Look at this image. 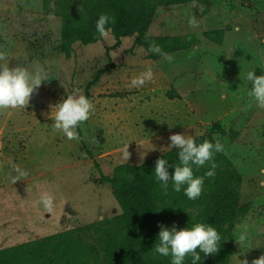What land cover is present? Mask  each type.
I'll return each instance as SVG.
<instances>
[{
    "label": "rangeland",
    "instance_id": "obj_1",
    "mask_svg": "<svg viewBox=\"0 0 264 264\" xmlns=\"http://www.w3.org/2000/svg\"><path fill=\"white\" fill-rule=\"evenodd\" d=\"M61 1L78 18L85 0H0L2 62L46 73L27 105L0 109V249L73 235L94 246L91 264H109L95 229L110 228L121 209L101 176L175 148H167L169 136L185 133L219 140L242 178L239 204L247 213L233 231L232 264L264 255V107L248 95L245 79L264 70V0H148L156 14L143 40L130 35L117 45L108 33L94 44L75 43L69 56L60 49ZM214 30L224 31L219 43L205 36ZM178 36L195 43L162 52L171 59L152 51L165 49L161 38ZM147 68L152 79L132 86ZM176 88L181 98H168ZM68 94L93 104L79 126L82 142L52 124V107ZM17 166L27 176L16 179ZM210 167L193 170L204 176ZM43 192L54 196L50 213L38 204Z\"/></svg>",
    "mask_w": 264,
    "mask_h": 264
},
{
    "label": "trees",
    "instance_id": "obj_2",
    "mask_svg": "<svg viewBox=\"0 0 264 264\" xmlns=\"http://www.w3.org/2000/svg\"><path fill=\"white\" fill-rule=\"evenodd\" d=\"M52 1L43 0V3L48 5ZM60 6V49L67 56L77 42L88 45L103 39L95 31V21L102 13L108 14L114 21L108 26V33L117 45L130 35H135L139 41L143 40L156 14L155 5L148 0H85L80 6L78 18L69 13L64 1H61ZM223 32L209 31L205 36L219 43ZM182 40V36L161 38L160 41L166 44L162 52H176L195 43L189 36L185 37V42ZM254 71L257 75L264 74L260 68ZM166 96L170 99L181 98L177 92H169ZM212 128L223 132L217 123ZM76 131L81 141L79 127ZM204 139H208L206 134L194 137L196 143ZM157 158L167 159L169 165L178 163L177 151L173 148L139 165L122 163L113 168L111 175L101 176V180L110 185L112 195L121 209L120 214L109 220L110 228L95 229L103 244L106 261L109 264H170V257L154 254L152 247L160 230L158 225L169 227L174 221L178 229L195 222L215 227L220 235V247L215 254L200 253L197 264H230L233 231L237 222L247 213V208L239 204L240 174L223 151L215 153L213 163L216 165L223 161L224 166H216L214 175L205 177L203 187L207 186L206 191L201 192L198 199L189 200L183 190L174 191L171 182L166 194H162V187L155 179L153 170ZM172 171L173 168L169 167L170 174ZM194 175L200 176L198 169ZM88 251L92 256L95 254L94 246L81 237L64 235L55 243L54 237L49 236L41 242H35L34 246L20 244L0 249V264H91ZM185 264H191L190 256H186Z\"/></svg>",
    "mask_w": 264,
    "mask_h": 264
},
{
    "label": "clouds",
    "instance_id": "obj_3",
    "mask_svg": "<svg viewBox=\"0 0 264 264\" xmlns=\"http://www.w3.org/2000/svg\"><path fill=\"white\" fill-rule=\"evenodd\" d=\"M114 23L112 17L102 13L95 21V31L103 38L108 35V26ZM194 23V21H189ZM152 51L161 53L167 59L171 57L162 53L159 46H154ZM3 55L0 54V109L23 107L29 103V99L34 90L44 81L46 73L42 69L30 70L24 66L9 67V63L2 62ZM151 68L145 69L140 75L131 80V85L142 86L146 81L152 79ZM245 79L251 82L248 95L254 99L256 104L264 107V74L257 75L255 71L249 70ZM55 109L53 126L63 133L68 139H75L78 135L76 129L89 119L93 104L88 97L83 94H68L52 107ZM170 143L167 148H176L178 163L169 165L165 158H157L154 165L155 179L160 182V186L167 191L169 183L174 191L183 190L184 195L189 200H196L201 195L204 184V177L214 175L213 156L217 152L223 151V144L217 140L213 143L210 139H204L201 143H196L192 135L185 133H174L169 136ZM128 145L124 146V156L128 159ZM206 163L211 167L204 173V176L194 175V166H204ZM169 167L173 168L172 173ZM16 179L27 176V171L19 168L14 169ZM38 204L46 212H52L55 207L54 196L48 192H43L38 200ZM160 228L154 247V254L163 257H170V264H185L186 256L191 257V264H197L200 260V253L203 255L217 253L220 244V235L215 227L208 223L195 222L191 226L178 229L176 226ZM243 238H241L242 240ZM241 264H248L247 260H240ZM251 264H264V255L254 259Z\"/></svg>",
    "mask_w": 264,
    "mask_h": 264
},
{
    "label": "crops",
    "instance_id": "obj_4",
    "mask_svg": "<svg viewBox=\"0 0 264 264\" xmlns=\"http://www.w3.org/2000/svg\"><path fill=\"white\" fill-rule=\"evenodd\" d=\"M177 90L179 89V88H176ZM179 92V90L177 91V93ZM179 94V93H178ZM180 96H181V94H179ZM232 255V254H231ZM230 264H232V261H231V259H230Z\"/></svg>",
    "mask_w": 264,
    "mask_h": 264
}]
</instances>
